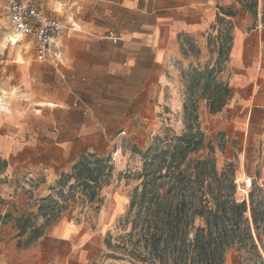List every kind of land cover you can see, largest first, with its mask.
I'll return each instance as SVG.
<instances>
[{
    "label": "crops",
    "instance_id": "obj_1",
    "mask_svg": "<svg viewBox=\"0 0 264 264\" xmlns=\"http://www.w3.org/2000/svg\"><path fill=\"white\" fill-rule=\"evenodd\" d=\"M21 3L41 8L46 16L63 26L59 45L64 61L60 75L68 81L71 92L97 97L96 104L101 105L126 103L128 97L136 100L141 96L147 97L149 104L153 97L154 104L148 106L150 116L145 123H155L152 113L164 104L179 114L182 130L183 72L215 64L218 45L214 55L207 58L205 39L221 30L217 18L230 21L231 47L218 75L228 85L230 96L221 112L208 115L213 117L216 130L227 146L226 152L234 154L236 182L242 177L250 178L264 193V27L261 24L264 0H258L256 18L242 7L240 0H28ZM48 8L53 10V16L47 13ZM11 35L8 12L2 5L0 46L4 43L9 46ZM182 38L198 41V56H191L182 46ZM199 105L198 101V114L202 111ZM203 105L202 113H208ZM61 108L64 109H58L59 112L71 114L73 119L58 123V127L66 128L62 131L66 134L58 135L56 142H41L38 149H33V159L25 155L10 158L9 145L15 142L13 136L19 138V133L13 129V136L9 130L0 134V139H6L5 146H0V157L7 162V174L30 167V178L36 179V190L30 200L24 201L20 195L17 198L19 191L10 189L6 199L0 201V264H93L96 257L103 261V236L91 234L87 222L78 221L79 213L71 207L56 218L40 212L42 204L57 200L54 191L58 190L61 176L70 175L82 155L104 154L98 146L107 145L111 139V116L96 113L93 106H89L85 115L66 104ZM198 122L201 127L200 118ZM15 160L18 166L14 168ZM241 200L248 202L247 197ZM105 258L109 260V254ZM254 261L230 250L223 264H254Z\"/></svg>",
    "mask_w": 264,
    "mask_h": 264
},
{
    "label": "trees",
    "instance_id": "obj_2",
    "mask_svg": "<svg viewBox=\"0 0 264 264\" xmlns=\"http://www.w3.org/2000/svg\"><path fill=\"white\" fill-rule=\"evenodd\" d=\"M240 3L257 17L258 0ZM216 22L220 27L223 24L229 27L224 34L222 29L217 30L213 39L219 41L215 64L190 68L182 75L187 82L182 134L160 147L159 140H155L145 152L136 150L142 159L138 176L141 182L128 202L123 226L130 225V231L122 248L136 237L137 246L129 254L141 263L223 264L230 250L239 252L247 248L255 253L256 244L260 243L257 233L255 237L251 235V227L255 230L258 225H264V206L254 205L252 192L248 203L236 202L235 170L231 163L217 169L211 156L213 147L210 143L204 146L206 138L198 122L199 100L205 103L208 114L215 115L222 111L230 96L228 85L218 75L228 60L232 26L225 19L217 18ZM261 24L264 27V7ZM204 149L206 157L195 158ZM6 168V160L0 158V175ZM111 173L108 158L82 155L71 174L61 176L56 189H81L88 193L90 201ZM254 190L261 191L257 187ZM48 205L42 204L40 212ZM106 246H110L108 242Z\"/></svg>",
    "mask_w": 264,
    "mask_h": 264
},
{
    "label": "rangeland",
    "instance_id": "obj_3",
    "mask_svg": "<svg viewBox=\"0 0 264 264\" xmlns=\"http://www.w3.org/2000/svg\"><path fill=\"white\" fill-rule=\"evenodd\" d=\"M20 1L27 2L28 0ZM48 11L47 13L53 16V10L48 8ZM228 27L226 24L222 25L223 34ZM214 37L215 35L211 34L205 39L207 58L214 55L216 45L219 43V41L214 42ZM181 41L182 46L191 56H198V41L184 38ZM61 67L63 66L54 68L49 64L36 61L34 43L29 38H24L14 46H6V43L0 46V134L9 130L13 136L15 135L12 133L13 129L19 133V138L13 136L12 140L15 142L9 145L12 148L10 154L12 157L10 158L25 155L29 159H33V149H38L41 142H56L58 135L66 134L62 132L66 131V128L58 127V123H67L73 119L71 114H63L58 111V109H64L61 108L64 104L79 111L82 115H85L87 109H90L89 106H93L96 113L111 116L113 124L109 129L111 139L107 145L98 146V149L104 152L99 155V158L109 159V164L112 167L111 176L103 179L101 189L90 201L88 193L82 192L81 189H73L74 192L67 198H61L60 193L70 191L68 187L55 190L54 193L57 200L61 202V213L71 207L75 213L80 214V218H77L78 221L87 222L91 234L97 233L103 236V261H99L96 257L92 261L93 264H103L104 261L106 264H148L137 261L129 254L137 246L135 245L136 237L127 243L125 248H122L125 245L126 235L130 231V225L123 226L128 211V202L134 189L139 187L141 182L138 176L142 170V159L136 150L145 152L154 144L155 140H159L160 147V145H165L168 140L180 136L183 130L179 114H175L169 106L160 104L159 110L152 113L155 123H145V120L150 116L148 106L154 104L153 97L147 104L145 96L137 97L136 100L128 97L126 103L121 101L117 104L101 105L99 102L96 104L99 98L90 95H77L70 91L68 81L61 78ZM186 83L182 77L184 92ZM199 102V107L204 111L203 100H199ZM40 108L42 111H35ZM99 108L100 110H97ZM202 111L198 115L201 121L200 130L206 138L204 146L210 143L213 147L211 156L215 160L218 170L232 164L235 170L234 198L236 202H242V197H247L248 200V196L252 192L254 205L262 203V208L264 193L254 190V187H257L256 181H252L250 178L242 177L241 181L236 182L238 181L236 177L237 164L234 154L226 152L227 146L225 147L219 131L216 130L213 117H210L207 112L202 113ZM117 113L120 115L115 120ZM67 125L70 129V125ZM0 140L2 144L0 146H5L6 139ZM206 154L207 150L204 149L195 158H204ZM0 158L4 159V157ZM10 162L12 163V160ZM13 166L14 168L18 166L16 160ZM29 168L26 167L18 171L14 169L11 174H7L5 170L0 175V201L6 199L4 197L7 196V191L10 189H13L15 193L19 191V194L15 196L18 198L20 195L24 201L33 197L32 193L36 190V179L30 178L32 173ZM248 171L246 169V172ZM247 180L251 181L249 189L244 184ZM31 187H34L32 193L30 192ZM258 212L260 213L262 210L259 209ZM56 216L50 217L56 218ZM256 233L259 235L260 243L256 244L255 253L247 248L239 251L243 257L250 261L256 260L260 253L264 254L263 224L258 225L255 230L251 227V235L255 237ZM106 242L109 243V247L106 246ZM106 254H109V260H106Z\"/></svg>",
    "mask_w": 264,
    "mask_h": 264
},
{
    "label": "built area",
    "instance_id": "obj_4",
    "mask_svg": "<svg viewBox=\"0 0 264 264\" xmlns=\"http://www.w3.org/2000/svg\"><path fill=\"white\" fill-rule=\"evenodd\" d=\"M8 12L9 23L12 36L8 41L9 46L19 44L24 38H29L34 43L36 60L42 64H49L58 68L63 64V53L59 45L63 33V26L56 20L46 16L41 8L35 9L22 5L20 0H0L1 6ZM13 37H19V40L13 43ZM123 134V133H122ZM245 187H251V181L247 180ZM34 187H31V193ZM74 190L60 193L61 198H67ZM61 202L53 200L43 210L46 217L56 216L61 212ZM254 264H264V254L254 261Z\"/></svg>",
    "mask_w": 264,
    "mask_h": 264
},
{
    "label": "bare ground",
    "instance_id": "obj_5",
    "mask_svg": "<svg viewBox=\"0 0 264 264\" xmlns=\"http://www.w3.org/2000/svg\"><path fill=\"white\" fill-rule=\"evenodd\" d=\"M19 40V37H13V43L17 42ZM53 106V105H51ZM2 107V106H1ZM245 181V180H244Z\"/></svg>",
    "mask_w": 264,
    "mask_h": 264
}]
</instances>
